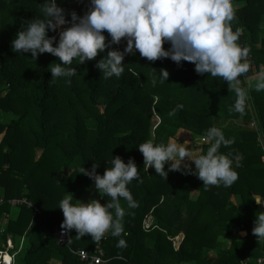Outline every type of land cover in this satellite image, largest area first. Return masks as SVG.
Returning a JSON list of instances; mask_svg holds the SVG:
<instances>
[{
	"label": "trees",
	"instance_id": "1",
	"mask_svg": "<svg viewBox=\"0 0 264 264\" xmlns=\"http://www.w3.org/2000/svg\"><path fill=\"white\" fill-rule=\"evenodd\" d=\"M44 2L0 0V119L12 116L0 122V189L4 200L0 222L11 211V199L25 198L39 209L33 216L32 209L17 208V215L0 232V250L11 235L15 248L21 237L28 240L19 264H83L72 251L91 252L97 246L104 252V264H255L264 245L249 232L217 249V243L230 238L235 226H254L256 214L264 211L252 200L253 194L264 197V150L258 133L224 126L227 120H238L247 112V101L243 113L236 112V94L222 78L199 75L195 65L187 61L180 65L170 58L149 61L135 49V55L124 57L121 76L105 79L95 64L110 50L123 51V38L95 60L82 65L74 60L71 67L76 68V76L52 82L49 66L62 64L59 58L44 53L33 59L30 53L18 54L11 49L22 24L43 18ZM57 4L70 20L68 13L75 11L82 16L88 11L89 0H57ZM233 6L231 28L242 30L238 43L249 49L254 64L244 75L251 76L264 66V0H233ZM48 35L58 41L59 31L49 30ZM104 35L106 42L110 41L106 31ZM163 47L168 50L170 44ZM161 69L169 72L164 83L159 80ZM250 96L264 138V91L250 87ZM179 104L183 108L169 115ZM213 126L232 141L219 149L233 159L238 173L231 187L205 188L193 174L196 170L182 167L168 171L169 163L165 165L166 179L154 168L144 169L139 144L152 140L166 145L179 130L205 139ZM209 147L208 142L203 144L200 155ZM76 155L79 164L71 167ZM116 156L125 163L134 160L142 181L133 180L128 185L136 207L120 201L123 233L114 237L109 230L102 239L94 240L90 235L77 237L75 229L65 230L67 245H57L55 228H61L64 220L59 202L67 193L75 203L78 189L93 181L79 169L91 171L96 163V172L103 175ZM110 200L100 194L97 201L104 205ZM147 217L151 226L146 230L143 223ZM181 233L184 238L176 250L175 238ZM119 239L126 241V247L116 246ZM146 239L154 240L153 248L145 246ZM181 239L182 235L177 237ZM213 252L214 257L210 256Z\"/></svg>",
	"mask_w": 264,
	"mask_h": 264
},
{
	"label": "clouds",
	"instance_id": "2",
	"mask_svg": "<svg viewBox=\"0 0 264 264\" xmlns=\"http://www.w3.org/2000/svg\"><path fill=\"white\" fill-rule=\"evenodd\" d=\"M41 11L43 18L35 17L22 24L11 41V49L18 54L30 53L33 59L44 53L59 58L62 64L49 66L52 82L61 77L76 76V68L71 67L74 60L79 65L95 60L106 48L120 44L123 38L126 41L123 51L110 50L95 64L105 79L119 78L124 72V57L135 55V49L149 61L170 58L178 65L187 61L195 65L199 75L222 78L236 94L233 109L239 113L245 110L247 92L239 86V78L249 71V49L238 43L242 30L231 28L235 19L233 0H89L88 11L82 16L72 11L68 13L70 20L66 19L65 9L58 6L57 0H45ZM65 25L69 26L63 27ZM61 28L58 41L55 36L48 35L49 30L56 32ZM105 31L111 38L108 42ZM165 43L170 44L168 50L163 47ZM168 78L169 72L161 69L160 82L164 83ZM153 83H156L155 79ZM256 91H264V71L259 73ZM182 108V104L177 105L169 115ZM205 139L210 147L206 154L198 157H193L187 141L183 144L169 141L165 145L147 140L138 146L144 158V169L154 168L159 177L166 179L168 171H179L182 164L191 171L184 162L192 161L196 169L193 174L203 182V187H231L237 181L238 173L233 167V159L220 153L219 149L232 141L215 126L206 131ZM169 162H172L170 168L165 171ZM111 165L103 175L96 172L99 167L96 163L91 171L84 167L79 169V173L94 181L102 197L106 195L111 200L104 205L97 200L73 203V196L66 193L58 207L64 216L63 230L75 229L77 237L90 235L94 240L102 239L109 230L112 236H121L124 210L120 201L123 199L129 207H136L128 185L133 180L142 181L134 160L125 163L116 156L112 157ZM252 200L259 208L264 205V197L260 195L253 194ZM252 233L257 239L264 240V211L256 214ZM116 246L124 248L126 241L119 239ZM3 260L11 264L10 257L5 256Z\"/></svg>",
	"mask_w": 264,
	"mask_h": 264
},
{
	"label": "built area",
	"instance_id": "3",
	"mask_svg": "<svg viewBox=\"0 0 264 264\" xmlns=\"http://www.w3.org/2000/svg\"><path fill=\"white\" fill-rule=\"evenodd\" d=\"M240 45L242 47H245L243 44H240ZM247 61L249 62V65H250V67H249V71H250L254 67L253 59H252V56L250 53L247 57ZM3 202H4L3 198L0 197V204ZM8 202H9L11 207L18 208L20 206H26L27 208L32 209L33 210V216H36L39 214V209L36 206H34L31 202L26 200L25 198L11 199ZM261 208L264 210V205H262ZM6 221H8V220H6ZM7 225H8V223L2 224L0 227V232L5 231ZM143 225H144V228L146 230L150 228V226H151L150 217L146 218ZM253 227L254 226H250V225L244 224V223L239 224L232 229L230 237L233 239L239 240L242 238V235L245 232H249L250 234L253 235V233H252ZM54 239H55L57 245L66 246L67 245V233H66V231L61 229V228H55ZM255 241H257L260 245H264V240H260V239H257L255 237ZM23 243H24V237H21L18 246L15 248L13 241H12V236L7 235L6 242L4 245H2V249L0 250V264H8L7 262H5L3 260V257H5V256L11 258V264H16V257L22 252ZM72 253L78 259V261L80 263H83V264H104L105 263V260L103 259L104 252L98 246L91 252L83 250V249H79L76 251H72ZM255 264H264V252L260 257H258L255 260Z\"/></svg>",
	"mask_w": 264,
	"mask_h": 264
},
{
	"label": "crops",
	"instance_id": "4",
	"mask_svg": "<svg viewBox=\"0 0 264 264\" xmlns=\"http://www.w3.org/2000/svg\"><path fill=\"white\" fill-rule=\"evenodd\" d=\"M261 71H264V66L261 68V70L259 72H257L254 75H251V76L243 75L239 78L240 79V85H242L244 90L247 92V99H246V101H247L246 111L247 112L244 114H241L240 115L241 117L238 120H227L225 122L226 124L224 126L229 125L234 129H240V130H244V131H254V132L258 133V136H259L260 142H261V146L264 150V138H263V135H262L261 129H260L258 112H257V109L254 105L253 98L250 96V87L256 86V83L259 79V73ZM182 131H184V130H182ZM202 139L203 138H200L199 136L185 130V141L188 142L187 146H188V149L192 151L193 157H198L200 155L203 144L207 143L206 140H205V143H203ZM170 141H172V139ZM185 163L188 164L190 169L196 170L194 162L185 161ZM169 166H170V164H169ZM1 193H2V190L0 189V197H1ZM99 198H100V196H99ZM12 208H15V207H12ZM16 215H17V211L13 216H12V211H10V213L8 215L6 214L3 217L0 224L2 225V224L8 223L10 218H14ZM6 220H8V221H6ZM150 222H151V219H150ZM1 225H0V227H1ZM181 235H182V239L180 241H178L177 237L181 236ZM178 236L175 238V241H176L175 249L176 250L178 249L180 243L182 242V240L184 238V235L182 233L179 234ZM230 239H233V238L230 237ZM24 240H25V238H24ZM221 240H224V239H221ZM154 243L155 242L152 239H146L145 240V246L148 248H153ZM22 250H23V248H22ZM53 262L56 263L57 261L55 260Z\"/></svg>",
	"mask_w": 264,
	"mask_h": 264
},
{
	"label": "rangeland",
	"instance_id": "5",
	"mask_svg": "<svg viewBox=\"0 0 264 264\" xmlns=\"http://www.w3.org/2000/svg\"><path fill=\"white\" fill-rule=\"evenodd\" d=\"M61 30H63V28L58 29V31H61ZM10 118H12L11 115H9V116L3 115V116H1L0 122H4L6 120H9ZM172 142H176L178 144L179 143L183 144L185 142V131L179 130L176 133L175 137L172 139ZM202 142L205 143V139H202ZM79 161H80L79 156L78 155L74 156L73 162L70 163V166L71 167H75L76 165L79 164ZM171 163L172 162H169V164H171ZM182 167H183V164H182ZM99 196H100V193L95 188L94 181H91L89 184H86V185H84V186H82V187H80L78 189V191H77V200H76L75 203H77V201L88 203L91 200H98ZM11 211H12V216H13L16 213L17 209L16 208H11ZM230 240H231L230 238H227V239H224V240H220L217 243V249H222V248L228 247V245L230 243L229 242ZM27 241H28L27 239L24 240L22 254L20 256L16 257V264L20 263V258L23 255V252H24V250H25V248L27 247V244H28ZM214 253L215 252H213L210 256L214 257V255H215Z\"/></svg>",
	"mask_w": 264,
	"mask_h": 264
},
{
	"label": "bare ground",
	"instance_id": "6",
	"mask_svg": "<svg viewBox=\"0 0 264 264\" xmlns=\"http://www.w3.org/2000/svg\"><path fill=\"white\" fill-rule=\"evenodd\" d=\"M5 262H7V261H5ZM8 263V262H7Z\"/></svg>",
	"mask_w": 264,
	"mask_h": 264
}]
</instances>
